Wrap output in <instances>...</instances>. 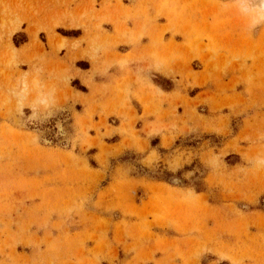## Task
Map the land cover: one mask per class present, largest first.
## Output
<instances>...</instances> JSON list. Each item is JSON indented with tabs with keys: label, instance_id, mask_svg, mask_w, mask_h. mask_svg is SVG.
Here are the masks:
<instances>
[{
	"label": "rangeland",
	"instance_id": "1",
	"mask_svg": "<svg viewBox=\"0 0 264 264\" xmlns=\"http://www.w3.org/2000/svg\"><path fill=\"white\" fill-rule=\"evenodd\" d=\"M137 2L128 8L123 0H69L63 11L44 14L36 0H0V264H264V12L259 1ZM139 11L144 14H135ZM138 18L147 26L135 39L127 38L130 30L121 22L137 25ZM25 23L30 42L22 47V38L14 36ZM110 24L120 37L102 28ZM58 27L81 29L83 37L71 43ZM167 35L182 39V52H148L155 71L170 76L178 65L189 88L213 81L221 90L224 86V96L197 103L226 108L229 115L200 126L228 138L230 117L251 114L258 125L253 135L232 139L246 147L226 144L217 150L216 143L211 148L197 138L181 148L172 144V135L163 145L169 154L161 156L149 153L140 140L135 113L99 111L93 100L87 102L90 111H75L80 100L74 88L86 90L78 82L71 85L80 74L75 61L87 59L97 67L116 45L136 46L143 36L164 44ZM45 42L57 57L48 56ZM64 50L70 64L59 57ZM194 61L203 68L200 74L191 67ZM112 66L108 62L105 69ZM79 77L94 88V73ZM145 83L163 96L150 79ZM237 87L243 92L227 94ZM111 117L121 120L119 127ZM197 141L203 142L202 152L195 149ZM229 150H237L245 165L231 167L233 161L225 160ZM198 160L203 171L197 173L210 189L200 194L193 187L201 180L186 172ZM157 228L185 236L163 239L154 233Z\"/></svg>",
	"mask_w": 264,
	"mask_h": 264
},
{
	"label": "crops",
	"instance_id": "2",
	"mask_svg": "<svg viewBox=\"0 0 264 264\" xmlns=\"http://www.w3.org/2000/svg\"><path fill=\"white\" fill-rule=\"evenodd\" d=\"M36 1L41 9L46 10L44 11V14H46V12H50V10L63 11L66 8L69 0H56V2H53V0ZM77 1H80L84 4L86 3V0ZM123 3L128 8H134L138 4L137 0H123ZM135 14L143 15L144 13L139 11V13ZM137 20L141 21L138 22L137 25L132 23V21H127L126 24L124 21L121 22L120 26L122 28L127 27L130 30L127 38L132 37L135 39V36L141 32L140 30L147 26L145 24L146 20L143 18H138ZM165 23L166 22L164 20L159 22V24ZM27 28L28 24H23L22 33H18L14 36V38H22V47L30 42V37L26 31ZM102 28L110 35L112 34L114 38L119 36L115 27L111 24L102 25ZM59 30L67 32V34L63 36L66 37L71 43L75 42L76 40H80L83 37V32L81 29H65L62 27L56 28L57 32ZM42 34L44 33L41 32L39 36L41 37ZM165 40L166 42H164V44H155L154 42H151L150 39H147L146 36H143L139 45H116L112 49V52H109L110 54L100 57L97 67L96 65L93 66L92 63L87 59L75 61L74 68L78 70L81 75L77 71H74V73L79 74V76H85L86 78H89V76L94 73L93 82L95 84L94 88H89L83 83L81 77L77 76L72 78L71 85L73 88L74 82H78L80 86L86 88L85 91L79 90L76 87L74 88V95L80 100L78 103L74 104L75 111L84 114L90 111L91 103L87 104V102H91V100H93V106H98L99 111L115 110L117 113L125 111L135 113V129L138 131L140 140L149 145V153L151 151H155L161 156H166L169 154V150L164 148L163 145L170 139V136L172 135L176 136L172 144L178 147H181V144L185 145V143L187 144L188 141H193L197 138L203 139V141H209L211 148L213 147L212 145L216 143L215 145L217 150L224 148L226 144L234 145L236 148L246 147L241 140L242 137L246 133L253 135L251 131H253L258 126L257 123H253L250 120L251 114L247 118H243V116L239 119H236L234 116L230 117L233 129L232 134L228 138H222V136L217 135L215 132H207L206 129L202 127V125L200 126V123H203V120H210L211 122H214L212 119H217L219 116L229 115V110L226 108H214L210 104L213 110L210 111L209 103L207 104V108L202 107L197 103L198 100H202L204 97L218 98L224 96V86V89L221 90L217 87L216 82L213 81L211 84H208L205 87L202 86V83H200L199 85H194L189 88L186 86V78L181 76V73H179L182 70L178 65L175 66H178L180 69H175L174 66L173 69H171L170 76H166L155 71L154 60H151L146 56L148 52L153 51L156 53H162L163 55L182 52L181 49L183 41L181 38L177 37L174 40H171L170 35H167ZM44 44L46 52L50 53L48 56L55 58L56 55L51 53L49 47L46 45L47 42ZM60 53L61 54L59 57L63 60H66L67 63L70 64V54L67 55L65 50L61 51ZM108 62H111L113 66L110 69H105V66ZM191 67L195 73L200 74L203 72L202 66L197 61L192 62ZM200 77L201 75H196L195 79ZM146 79H150L153 82V86L160 88L159 90L163 93L162 97H157V94L154 93V89L147 86L145 83ZM243 90V88L237 87L235 89V93H233V91H228L227 94H238L242 93ZM77 92H79L81 95H77ZM110 119L115 123V127L120 126L121 120L112 117ZM163 126L168 127L171 129V131L169 130L165 133H158L157 129L162 128ZM184 132V135L181 134ZM236 137L241 139L232 141V139ZM117 141L119 143L120 138H118ZM196 143L198 147H192L202 152L203 142L201 143L197 141ZM205 149L206 148H204V150ZM217 150L214 151L215 154H217ZM226 158L230 161H233L230 164L226 161V163H228L231 167L245 165L243 156L238 153L237 150H229L225 156V160ZM198 163L199 160L197 162V165L199 166ZM197 165L191 169H186V172L191 171L193 176L197 177L195 180H201L198 186H191L196 190V192L200 194L207 192L209 186L207 187V184H205L203 181L204 176L201 178L199 173H197L198 171H200V173L203 171V168L200 166L198 167ZM137 176L143 175L138 173ZM151 181L166 182L164 178H162V180L153 178ZM154 233L157 234L158 237L168 240H174L181 237L184 238L185 236L184 234H181L180 231L172 232L171 230L165 228L154 229Z\"/></svg>",
	"mask_w": 264,
	"mask_h": 264
},
{
	"label": "bare ground",
	"instance_id": "3",
	"mask_svg": "<svg viewBox=\"0 0 264 264\" xmlns=\"http://www.w3.org/2000/svg\"><path fill=\"white\" fill-rule=\"evenodd\" d=\"M259 1V8H261V11L263 10L264 12V0H258ZM261 15V14H260ZM262 16V15H261ZM260 19V18H259ZM256 20V18H255Z\"/></svg>",
	"mask_w": 264,
	"mask_h": 264
}]
</instances>
